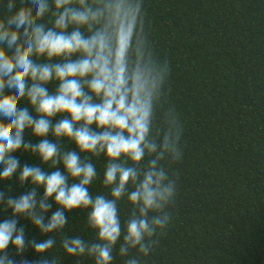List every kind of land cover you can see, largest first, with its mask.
I'll use <instances>...</instances> for the list:
<instances>
[{
	"label": "clouds",
	"instance_id": "1",
	"mask_svg": "<svg viewBox=\"0 0 264 264\" xmlns=\"http://www.w3.org/2000/svg\"><path fill=\"white\" fill-rule=\"evenodd\" d=\"M116 3L21 0L17 7L16 0H7L8 15L0 19V181L15 178L28 187L18 195L0 190V206L10 210L0 217V264H31L11 258L10 245L17 255L31 249L35 264H57L46 253L74 209L88 210L97 242L65 237L63 250L92 257L94 264H111L118 242L121 256L131 250L148 256L153 237L170 223L176 184L162 162L181 159L182 125L174 109L163 110L166 64L151 58L143 37L127 39ZM49 14L50 26L41 22ZM53 80L57 87L50 92ZM158 109L162 127L154 136ZM58 114L63 116L54 122ZM29 131L36 142L25 139ZM49 135L69 139L78 150L63 151ZM24 152L39 162L22 164ZM81 153L106 157L109 196L90 194L97 171ZM125 197L133 209L122 226L118 202ZM21 217L46 239H27L18 226ZM127 264L141 261L133 256Z\"/></svg>",
	"mask_w": 264,
	"mask_h": 264
},
{
	"label": "trees",
	"instance_id": "2",
	"mask_svg": "<svg viewBox=\"0 0 264 264\" xmlns=\"http://www.w3.org/2000/svg\"><path fill=\"white\" fill-rule=\"evenodd\" d=\"M6 3L0 0V19L8 15ZM116 15L127 39H146L151 58L167 66L163 110L174 109L182 125V156L162 162L176 184L168 227L153 237L146 257L137 250L121 256L118 242L111 264H127L133 256L141 264H264V0H117ZM51 20L49 14L41 22L50 26ZM56 87L55 80L48 84L50 92ZM27 103L22 100L21 106ZM160 116L158 109L154 136L162 127ZM25 139L39 138L29 131ZM48 139L63 151L78 150L67 138ZM80 155L97 171L88 185L90 194L109 196L103 184L106 157ZM20 160L39 162L27 152ZM41 167L55 170L50 164ZM56 167L62 170V165ZM27 187L15 178L0 181V190L10 195ZM132 209L126 197L118 202L122 226ZM8 214L0 206V217ZM87 215L83 208L67 212L64 228L52 234L56 243L46 255L57 264H94L87 255H68L61 244L65 237L77 236L97 242ZM18 226L27 239H46L22 217ZM8 253L17 262L37 260L31 249L17 255L10 245Z\"/></svg>",
	"mask_w": 264,
	"mask_h": 264
}]
</instances>
